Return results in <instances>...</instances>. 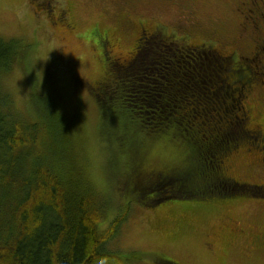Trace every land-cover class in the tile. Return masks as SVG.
Here are the masks:
<instances>
[{
  "label": "trees",
  "instance_id": "16d2710c",
  "mask_svg": "<svg viewBox=\"0 0 264 264\" xmlns=\"http://www.w3.org/2000/svg\"><path fill=\"white\" fill-rule=\"evenodd\" d=\"M203 30L190 39H139L126 59L115 57L116 39L91 34L106 74L95 97L113 152L109 165L123 166L120 202L86 177L74 134L49 95L31 87L44 121L26 122L0 88V264H120L110 244L133 202L264 201V182H239L225 170L240 149L260 152L264 165V113L256 116L246 102L264 86V51L249 53L257 39H228L235 29ZM27 49L0 38V75Z\"/></svg>",
  "mask_w": 264,
  "mask_h": 264
},
{
  "label": "rangeland",
  "instance_id": "374dc122",
  "mask_svg": "<svg viewBox=\"0 0 264 264\" xmlns=\"http://www.w3.org/2000/svg\"><path fill=\"white\" fill-rule=\"evenodd\" d=\"M42 1L47 0H0V38L28 45L21 62H14L9 71L0 75V88L8 94L12 112L26 122L34 118L36 122L44 121L35 110L38 100L32 97V88L49 95L74 134L76 155L86 177L98 191H109L120 202L123 166L110 168L113 152L103 137L102 113L95 97L97 83L106 74L89 40L92 36L87 37L96 24L110 29L119 38L115 54L132 56L137 41L134 31L118 26L119 11L114 0H77L72 11L66 10L74 25L72 31L64 30L62 24L48 17L50 8L56 11L68 7L64 0H50V5H41ZM233 2L186 0L202 27H219L230 35L240 20L231 13ZM144 12L146 17H160L167 24L178 22L181 16L173 6ZM252 92L246 102L260 116L264 113V86ZM259 107L263 110L258 111ZM118 120L112 127L114 132L120 129ZM259 153L240 149L232 154L225 162L227 174L239 182H264L263 157ZM129 213L117 242L110 244L120 252V264H163L156 259L157 254L178 264H264V248L252 240L254 234L264 231V201L259 198L183 201L154 208L133 202ZM234 228L245 230L247 235L232 238Z\"/></svg>",
  "mask_w": 264,
  "mask_h": 264
},
{
  "label": "flooded vegetation",
  "instance_id": "af4514ba",
  "mask_svg": "<svg viewBox=\"0 0 264 264\" xmlns=\"http://www.w3.org/2000/svg\"><path fill=\"white\" fill-rule=\"evenodd\" d=\"M77 0H64L67 4V8H60L51 11L48 14L55 24H62L64 30H70L74 28V25L67 18V11H72V5H76ZM232 8L237 11V17H239V23L235 29V35L228 37V39H257L256 46L250 49V54H255L260 48L264 51V0H233ZM116 9L119 11L117 14L118 26L120 25L123 29H131L134 31V39H162L170 33H174V39H190V34L193 33L198 35V32L203 28L198 19H196L193 13V8H190L186 0H114ZM50 5V0L42 1L41 5ZM46 5V6H47ZM114 5V6H115ZM175 7L181 11V16L178 18V22L174 24H167L164 21L157 19L156 16H151V19L144 15V11L147 12L156 10L159 8L168 9L169 7ZM252 7V8H251ZM162 11V10H161ZM187 11V12H186ZM234 11V10H233ZM235 13V12H234ZM110 30V29H109ZM98 26L97 24L93 26L92 30L88 34L99 33L103 35V39H119L112 34L111 31ZM207 30V31H206ZM203 30L206 33L212 30ZM255 33L252 34L251 31ZM106 32H108L106 34ZM129 34V33H128ZM162 34L160 36H156ZM220 37L218 39H222ZM226 39V38H225ZM137 42V41H136ZM115 45V44H113ZM112 45V46H113ZM115 47H117L115 45ZM118 48V47H117ZM117 48H115L117 52ZM119 51V50H118ZM257 57L259 54H256ZM116 58L126 59L128 56L116 55ZM98 84V83H97ZM231 237L235 236H246V231L241 228H234L233 232L230 233ZM253 243H256L257 247L264 248V231L262 233H257L252 236Z\"/></svg>",
  "mask_w": 264,
  "mask_h": 264
}]
</instances>
